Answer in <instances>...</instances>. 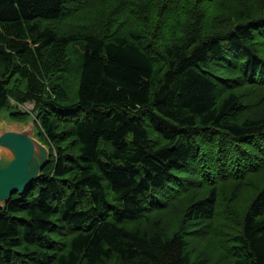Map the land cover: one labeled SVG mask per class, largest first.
<instances>
[{"label": "trees", "instance_id": "obj_1", "mask_svg": "<svg viewBox=\"0 0 264 264\" xmlns=\"http://www.w3.org/2000/svg\"><path fill=\"white\" fill-rule=\"evenodd\" d=\"M10 99L50 155L0 264H264V0H0V111L26 121Z\"/></svg>", "mask_w": 264, "mask_h": 264}, {"label": "water", "instance_id": "obj_2", "mask_svg": "<svg viewBox=\"0 0 264 264\" xmlns=\"http://www.w3.org/2000/svg\"><path fill=\"white\" fill-rule=\"evenodd\" d=\"M36 114L26 121L0 123V209L15 193H25L49 161V147L35 126Z\"/></svg>", "mask_w": 264, "mask_h": 264}, {"label": "rangeland", "instance_id": "obj_3", "mask_svg": "<svg viewBox=\"0 0 264 264\" xmlns=\"http://www.w3.org/2000/svg\"><path fill=\"white\" fill-rule=\"evenodd\" d=\"M112 6H113V4L110 6V8ZM103 10H104V8H103ZM104 15H105V12H104V14L102 12H100L99 16L96 18V22H97L98 26H100L102 23H104L105 18H106V15L105 16ZM126 15H127V11H125L123 13V18L124 19H125ZM146 15L147 16L150 15V18L146 21L145 24L138 23L137 18H135L134 22L137 23L139 27H142L145 30H148V31L154 30L155 32L158 30L159 37L161 38L162 44H164V41L168 40L169 37L172 34L176 36V33L173 32L171 28H169V29L162 28L161 29V27L164 26V25H166V26L170 25L171 26L174 23L176 24V22L174 20V18H177L176 17V12L171 11L170 15L166 16V15H163V14H159V15L158 14L156 15L154 13L152 14L151 10L146 9ZM203 26L205 27V26H208V25H203ZM190 27H188L186 29H189ZM173 38H175V37H173ZM10 104L11 105H17L18 109L20 111L29 112L28 115L30 117H31V115H34V112L30 113V110H32L33 107H35V103H33V102L27 101V102H24V103L18 105V104H16L15 100L10 99ZM14 112H15V110H14L13 106H11V107L7 106V107L3 108L0 111V123L10 124L12 122V120L13 121H18V120L19 121H23L24 120V118H25V117H23L24 115L17 116L16 114H13ZM60 126L68 128V126H66V125H60ZM37 127H38V134H39L40 138L46 140V136L43 135L44 132L41 129V124L38 123V122H37ZM163 211L160 210L159 212L151 214L149 220L152 221V220H155V218L161 217L164 229L166 231L170 232V233H173L177 229L179 224H180V216H178L177 214H174V213H170L171 210H165L164 212ZM133 225L135 227L138 226L139 225L138 221L135 222ZM191 242H192V244H198V249H199L200 246L202 247L204 245L203 241L196 240L195 238H192ZM191 248L192 247H191V244H190L189 248H188V252L191 251ZM197 250H194V251H192L190 253H194ZM197 253H198L197 260H198L199 264H213L211 262L212 260L207 258L205 253H203L202 251L201 252H197ZM219 262H220V264H229L228 258L225 257V256H219Z\"/></svg>", "mask_w": 264, "mask_h": 264}]
</instances>
